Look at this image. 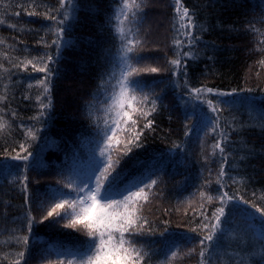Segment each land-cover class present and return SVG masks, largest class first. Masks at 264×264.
Wrapping results in <instances>:
<instances>
[{
    "label": "trees",
    "instance_id": "trees-1",
    "mask_svg": "<svg viewBox=\"0 0 264 264\" xmlns=\"http://www.w3.org/2000/svg\"><path fill=\"white\" fill-rule=\"evenodd\" d=\"M181 3L193 17L194 27L185 29L192 32L190 45L177 30L175 0H143L136 18L129 15L131 31L123 41L115 31L120 0H65L63 8L60 0H0V95L7 96L0 102V116L10 124L0 134V264H14L19 252L25 253L21 264H67L71 257L63 253L88 239L82 230L65 227L67 220L44 217L62 193L75 198L66 185L81 184L97 165L103 167L107 153H100L115 117L109 111L111 97L129 65L159 69L132 77L139 81V86L130 84L137 101L148 96L147 103L132 101V107L148 115L132 113L135 125L121 122L111 147L112 159L120 160L121 191L141 180L157 181L141 209L152 233L133 241L148 254L144 264H163L173 251L180 255L172 264H199L200 240L208 234L203 225L214 222L220 208L224 223L218 238L205 242L207 264H264V221L252 207L264 208V0ZM60 20H65V32L58 54L53 40ZM127 39L140 43L125 62ZM175 39L183 41L181 48ZM178 54L177 68L170 61ZM48 56L53 58L48 62L51 107L41 109L36 96L43 89L36 85L45 73L18 65ZM193 89L213 91L198 97ZM196 97L210 110L219 109L213 112L219 124L215 131L202 135L203 125L191 107L198 106ZM125 110L131 112L127 105ZM148 121L151 126L144 127ZM28 129L35 138L26 134ZM222 132L227 136L224 152L213 154ZM137 133L140 147L123 155L120 149ZM18 153L31 155L27 161L12 159ZM221 166L225 175L217 183ZM224 193L232 199L221 201ZM29 215L34 218L31 232ZM23 236L29 237L27 245L17 242Z\"/></svg>",
    "mask_w": 264,
    "mask_h": 264
},
{
    "label": "snow or ice",
    "instance_id": "snow-or-ice-1",
    "mask_svg": "<svg viewBox=\"0 0 264 264\" xmlns=\"http://www.w3.org/2000/svg\"><path fill=\"white\" fill-rule=\"evenodd\" d=\"M143 0H120L121 6L115 13V20L117 21L115 31L120 36L121 40L126 39V34L130 33V29L127 27L126 22H129V15L132 18H136L137 11H142ZM61 8L64 7L65 0H60ZM175 11L177 14V24L178 31L187 39V43L190 45L194 41L191 39L192 32L185 31V29H192L194 27L193 17L190 11L185 7L181 0H175ZM27 15H39L34 12H27ZM19 15V13H16ZM65 20L68 18L67 12L64 13ZM45 19H51L56 21V17L45 14ZM65 20L58 21L60 27L55 30L56 40H53V44L57 45V52L59 54V48L64 42V32L63 27ZM2 22V21H0ZM0 42H3L0 40ZM140 43L139 40L127 39L126 43L122 46V56L127 62V55L135 50L136 45ZM173 43L177 48H181L183 41L181 39H175ZM191 53H183V56H189ZM52 56L47 57V61L42 58H34L33 60L22 61L19 67H22L25 71L28 66L31 65L32 71L45 73L44 78L37 81V87L43 89L40 95L36 96V100L39 102L41 109H46L51 107V96H50V86H51V69L48 67V62L52 61ZM264 62V61H262ZM42 63V67H38L37 64ZM170 63L179 67L181 64V59H173ZM16 67L17 65H13ZM2 67V65H0ZM7 71V69H5ZM158 68H146L137 69L130 65L126 71H122L119 80H117L118 91H114L111 97V104L109 105V111L115 113L113 118L114 127L111 128L112 136H108L105 141V148L101 149V156H107L100 163L103 164L101 168L99 165L92 171V174L87 176L81 181V184H68L67 188L74 192L75 198H64L69 197L70 193H62L61 198L48 210L47 216L44 219L50 217H58L60 219L67 220L68 223L65 227H70L73 229L82 230L88 237L82 244V246L76 250H69L63 253L64 255L70 256L71 259L67 261V264H144L145 257L148 255L142 248L136 247L134 244V238L137 236H142L145 233L151 234L152 230L150 228H145L148 223L146 217L141 215V209L143 207V202L149 200V193L153 185L157 184L156 180H150L149 183H144L143 180L132 184L130 187L126 186L123 191L117 187L118 176L116 175V167L119 165V158L113 160L111 155L112 141L115 139V134L117 129L120 127L121 122L128 124L131 122L132 125L136 124V120L133 119L132 113H138L140 116L146 117L148 112L143 111V109H137L132 107V101H137V96L135 95V89H129V84H136L139 86V81L133 80L132 77L139 75L141 72H158ZM32 88L33 85H29ZM194 93L199 94L202 92H211L212 89H193ZM130 92L132 93L130 95ZM41 96L48 99V104L43 103ZM7 99L6 95H0V102ZM140 104H145L148 102V96L145 94L138 101ZM152 111L155 110V100L152 102ZM211 105V101L208 102ZM130 108L131 112L126 111L125 107ZM219 109L213 107L212 111L216 112ZM44 113H39L42 116ZM14 115V114H13ZM126 118V119H125ZM264 119V117H262ZM107 123V122H106ZM151 121H148L144 127H150ZM10 127V124L3 116H0V134H3ZM219 127V124L214 126L213 131ZM27 135L34 137V133L31 129H28ZM227 136L222 132L221 140H218L213 145V154L215 150H219L221 153L224 152L222 147V141L226 140ZM139 140V134L137 133L134 138L128 139L124 143V147L120 149L123 155H127L128 152L132 151L133 147H140L137 143ZM115 143L119 145L120 140H115ZM21 150H24V146L21 145ZM31 153L27 155H20L19 153L12 157L14 160L27 161ZM27 167V166H25ZM99 173V174H97ZM225 172L223 166H221L217 183H220L224 177ZM27 176L22 178V183L24 185V191H27ZM141 184L143 186H141ZM146 189L148 191H146ZM201 197H205L204 192L200 193ZM119 196L120 198H116ZM207 199L211 201L213 197L207 196ZM219 199L221 201L231 200L232 197H228L227 193L222 194ZM247 204V201H244ZM256 212L260 214V218L264 221V208H257ZM224 215V209L220 208L216 213H213L212 221L210 224L205 223L203 225L204 229L208 230V234L200 240L201 250L199 255L201 257L199 264H207L204 259L207 247L205 242H213L218 238V234L222 231V224L224 221L221 217ZM207 219V218H206ZM34 218L30 215L28 217V231L31 232L32 224ZM196 231V229H192ZM163 235V233L161 234ZM261 244L262 251H264V232L261 234ZM29 237L23 236L17 240L18 243H23L27 245ZM195 249L189 250L191 252ZM18 259L14 264H21V261L25 258L24 252H19ZM180 255L177 251L171 252V257L164 261L163 264H172V260ZM264 260V256H262ZM60 264H64L63 261Z\"/></svg>",
    "mask_w": 264,
    "mask_h": 264
},
{
    "label": "rangeland",
    "instance_id": "rangeland-1",
    "mask_svg": "<svg viewBox=\"0 0 264 264\" xmlns=\"http://www.w3.org/2000/svg\"><path fill=\"white\" fill-rule=\"evenodd\" d=\"M125 69L124 71H126ZM129 89H130V84H129ZM197 98V97H196ZM196 106L195 104H191L192 110L198 113L199 119L203 125V131L202 135L204 133L212 131L213 127L217 124V118L214 116L213 111L207 108L204 104H202L201 99L197 98L196 99ZM114 127L112 124L110 127L109 135L112 136L111 128ZM99 174V173H97Z\"/></svg>",
    "mask_w": 264,
    "mask_h": 264
}]
</instances>
